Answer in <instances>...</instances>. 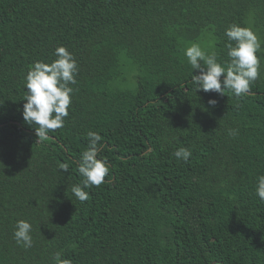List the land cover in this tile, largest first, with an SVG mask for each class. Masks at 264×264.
I'll list each match as a JSON object with an SVG mask.
<instances>
[{
	"label": "trees",
	"instance_id": "1",
	"mask_svg": "<svg viewBox=\"0 0 264 264\" xmlns=\"http://www.w3.org/2000/svg\"><path fill=\"white\" fill-rule=\"evenodd\" d=\"M233 23L264 48V0H0V264H56L57 252L73 264H264V59L237 97L196 91L185 56L197 43L226 64ZM59 46L77 83L65 126L37 142L25 77ZM89 131L111 167L80 201ZM20 219L28 249L13 237Z\"/></svg>",
	"mask_w": 264,
	"mask_h": 264
},
{
	"label": "clouds",
	"instance_id": "2",
	"mask_svg": "<svg viewBox=\"0 0 264 264\" xmlns=\"http://www.w3.org/2000/svg\"><path fill=\"white\" fill-rule=\"evenodd\" d=\"M224 35L227 37L225 48L229 58L226 64L218 60L216 52L208 53L197 43L185 50L191 68L198 70L197 74H192V83L196 91L224 95L225 90H228L237 97L248 95L251 93L252 83L260 75L261 59H264V56L258 55L264 51L261 39L251 28L236 23L229 25ZM53 55L56 58L50 63L39 60L34 62L25 77L27 91L22 115L25 122L33 127L35 125L37 142L48 140L50 131L65 126L74 91L70 85L77 83L79 69L73 53L64 46H59ZM216 103L215 99L208 101L209 105L214 106ZM229 135L235 137L238 129H229ZM87 139V150L81 154L77 165V171L83 179L71 189L80 201L88 199L89 193L85 189L105 182L111 167L107 158L100 155L103 149L101 135L89 131ZM191 155L192 151L187 147H181L174 152V156L185 163ZM60 170L67 171L68 165L62 164ZM255 194L260 200H264V175L257 177ZM32 230V224L28 220H17L13 232L17 245L25 249L31 248ZM54 260L56 264H73L71 259L62 258L60 252L55 254Z\"/></svg>",
	"mask_w": 264,
	"mask_h": 264
}]
</instances>
